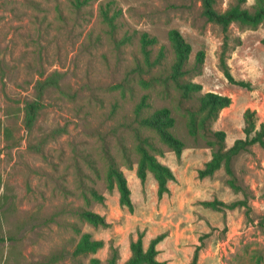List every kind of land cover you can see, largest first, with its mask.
I'll list each match as a JSON object with an SVG mask.
<instances>
[{"label":"rangeland","instance_id":"374dc122","mask_svg":"<svg viewBox=\"0 0 264 264\" xmlns=\"http://www.w3.org/2000/svg\"><path fill=\"white\" fill-rule=\"evenodd\" d=\"M234 4L215 0V9ZM255 5L246 0L241 8L252 12ZM102 9L114 16L113 27ZM201 11L200 0H0V264H88L92 257L106 264L113 248L124 264L140 234L144 248L165 235L157 245L165 264H264V146L232 158L234 189L223 166L198 178L212 150L187 129L208 92L230 99L209 126L225 133L227 149L245 138L250 123L251 135L264 127V24L233 22L224 33ZM173 29L191 46L183 79L202 87L189 99L167 79ZM143 32L157 40L149 62L140 49ZM222 53L233 78L249 88L227 81ZM161 108L170 110V132L184 143L180 157L140 123ZM142 139L174 173L162 198L152 173L144 182L137 177ZM112 163L126 178L132 211L109 187ZM213 200L245 206L202 205ZM84 210L109 226L89 224ZM84 233L104 245L75 256Z\"/></svg>","mask_w":264,"mask_h":264},{"label":"trees","instance_id":"16d2710c","mask_svg":"<svg viewBox=\"0 0 264 264\" xmlns=\"http://www.w3.org/2000/svg\"><path fill=\"white\" fill-rule=\"evenodd\" d=\"M245 1L246 0H236V4L230 6L223 12H219L215 9V0H200L202 8L201 14L206 21L220 26L224 33L227 32L230 24L233 22H237L243 26L251 28H256L258 25L264 24V0H256V5L252 12L245 8H241V5ZM102 14L110 26L113 27L114 16H109L107 9H102ZM168 38L174 57L167 79L175 84V87L179 90L182 98L189 99L196 92H199L202 89L200 84L183 79L184 75L188 72L186 66L191 53V46L185 41L178 30H170ZM139 42L142 55L144 56L146 62H149V47L155 45L157 40L155 37L143 32L139 34ZM203 58V51L198 52L195 63L196 70H198L202 64ZM220 67L228 82L240 87L249 88V83L245 81H237L233 78L228 66L224 62V53H222L220 57ZM229 103L230 99L226 96L218 95L212 92L203 94L198 98L199 106L197 111L192 112L189 115L187 129L191 136L196 137L201 135L204 139H206L208 147L212 150L211 159L205 163L204 168L198 170V178L203 179L211 177L223 166L226 173L231 177L228 180V184L232 188L237 189L232 178L233 173L231 170V160L241 151L247 150L252 145L259 144L264 146V127L262 126L259 131H256L254 132V135H251V132L254 131L255 127L253 123H250V128L245 130V138L237 139L234 144L227 149L224 144L225 133L223 131L210 132L209 126L211 122L217 118L219 111L227 107ZM145 106L146 105L143 101L139 103L136 107V114H139ZM34 112L35 110L33 105H30L29 114L31 117ZM140 123L152 129L158 135L160 141L173 151L177 157H180L184 149V143L170 132V129L174 126V119L168 108L156 110L151 115L143 118ZM138 152L140 157L136 171L137 177L141 182H144L146 180L147 173H152L157 183V196L158 198H162L164 194L169 192L168 182L174 181V173L168 166L157 160L153 152H159V154H161L160 151L146 139L140 140L138 144ZM108 179L110 182L109 187L112 188L115 186L119 192L120 205L127 207L130 211H132L133 205L131 201V192L127 185L126 178L122 171L113 163L110 165L108 171ZM94 195L99 199H102V197L96 193ZM202 205L206 208L219 210L220 206L228 209L245 206V202L236 201L231 204H227L213 200L204 201L202 202ZM80 216L83 220L94 227L102 226L106 228L109 226L105 218L98 213L84 210L80 213ZM261 222L264 226V219H262ZM164 238L165 235L160 234L149 242L147 248H144L142 241L143 235L140 234L136 241L131 242V255L124 262V264H165L164 261H159L157 259V245ZM103 245L104 243L102 240H94L91 238L90 234L84 233L76 244L73 254L75 256L94 254L100 250ZM198 250L199 249L197 248L195 251L194 261L197 259ZM118 259V252L115 248H113L110 257L106 260V264H117ZM88 264H101V261L97 257H92Z\"/></svg>","mask_w":264,"mask_h":264}]
</instances>
